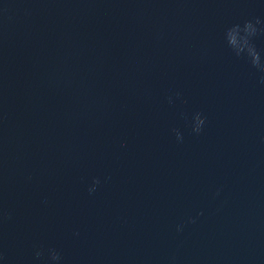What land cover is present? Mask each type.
I'll use <instances>...</instances> for the list:
<instances>
[{
	"label": "clouds",
	"instance_id": "9594fccd",
	"mask_svg": "<svg viewBox=\"0 0 264 264\" xmlns=\"http://www.w3.org/2000/svg\"><path fill=\"white\" fill-rule=\"evenodd\" d=\"M261 21L257 19L255 22L253 21H245L243 26L237 24L233 25L229 28L225 33V39L227 41L228 46L233 50L236 56L246 55L249 59L251 65L257 69L259 72L264 73V60H262L259 51H257L254 44L251 43V37L255 36L259 29L257 25H259ZM264 82V81H262ZM195 125L193 131L199 133L202 130V127L205 123V119L201 116V114L197 113L194 116ZM178 139H182L179 135ZM100 184V180L94 179L92 181V185L89 187L88 191L90 194L94 193L96 190V186ZM193 223L195 221H192ZM182 230L178 226V231ZM51 259L53 261L60 260V256L56 253L55 250H49ZM36 257L39 258L42 255V252L37 251L35 253ZM2 258V256H0Z\"/></svg>",
	"mask_w": 264,
	"mask_h": 264
}]
</instances>
